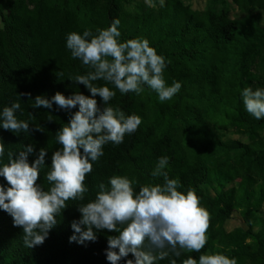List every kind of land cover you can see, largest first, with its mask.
<instances>
[{
    "label": "trees",
    "instance_id": "16d2710c",
    "mask_svg": "<svg viewBox=\"0 0 264 264\" xmlns=\"http://www.w3.org/2000/svg\"><path fill=\"white\" fill-rule=\"evenodd\" d=\"M130 1L0 0V113L18 102L17 119L30 125L29 133L0 127V143L5 148L2 159L7 162L9 151L18 155L31 145L34 151L28 160L32 163L45 148V165L37 181L44 190L50 187L45 176L52 155L62 148L56 133L70 115L55 104L52 109L33 108L35 97L51 99L58 91L66 97L75 92L91 96L83 84L70 80L91 69L72 58L66 47L69 33L91 30L95 34L119 19L120 41L147 39L165 58L166 84L182 85L172 99L161 102L147 85L140 94H121L108 84L116 91L110 104L141 117L137 131L126 134L119 145L104 146V155L92 162L93 170L86 176L84 201L67 202L42 245L25 247L23 228L14 226L13 218L0 209V264H110L108 237L118 232L94 229L95 241L70 242L75 234L72 222L81 218L78 206L93 200L98 185H108L113 175L128 177L137 192L146 184L162 185L164 177L152 175L162 156L169 158L162 171L169 179L179 180L180 191L191 188L196 192L210 222L207 243L200 252L170 254L155 264H171L172 259L182 264L189 256L198 261L207 253L224 254L237 264H264V118L249 114L241 95L248 87L264 89V77L252 72L264 52V0H234L245 11L237 17L230 14L227 0H209L206 8H194L185 0H153L147 10L131 9ZM94 83L105 85L104 81ZM21 93H30L31 99ZM95 99L103 107L102 99ZM71 111H78V106ZM40 125L44 131L35 130ZM233 126L246 131L250 141L222 139L216 132ZM0 185L9 186L4 177ZM236 210L247 229L226 227ZM129 259L135 261L133 254L118 264H127Z\"/></svg>",
    "mask_w": 264,
    "mask_h": 264
},
{
    "label": "clouds",
    "instance_id": "9594fccd",
    "mask_svg": "<svg viewBox=\"0 0 264 264\" xmlns=\"http://www.w3.org/2000/svg\"><path fill=\"white\" fill-rule=\"evenodd\" d=\"M146 3L152 6V0ZM119 24V19H115L110 27L98 28L95 34L91 30L83 34L73 31L66 37L72 58L80 59L91 69L86 75L78 74L70 80L83 84L91 96L75 92L66 97L58 91L51 99L35 97L33 108L52 109L55 104L70 115L69 122L56 133L62 148L52 155L45 176L50 187L44 190L37 183L45 165V148L40 149L32 163L28 160V154L34 151L31 145L18 155L9 151L7 162H3L5 148L0 143V177L9 185L7 188L0 185V209L13 218L14 226L23 228L27 248L44 243L69 200L84 201L88 192L86 176L93 170L92 162L104 155V146L121 144L125 135L135 133L142 122L138 115H127L119 106L110 104L116 91L107 85H113L121 94H140L143 85H147L161 102L172 99L182 86L180 82L166 84L165 58L147 39L121 42ZM96 81H104L105 85L98 86ZM20 95L31 99L30 93ZM241 95L247 112L258 120L264 118V89L248 87ZM97 96L102 99L103 107L95 99ZM77 106L78 111L72 113ZM20 107L18 102L4 107L0 127L14 133H29V123L15 115ZM35 130L44 131V128L40 125ZM168 163L167 156L160 157L152 173L164 177L162 185L146 184L137 192L133 182L121 175L111 176L108 185L100 183L95 198L78 206L81 218L72 222L75 234L70 242L95 241L94 229L118 232V236L108 237L106 258L110 264H118L129 253L135 261L129 259L127 264H155L170 254L180 257L183 252H200L207 243L210 214L193 189L180 191L179 180L169 179L162 171ZM171 264H177L176 260L172 259ZM182 264H237V261L221 253H207L200 255L198 261L189 256Z\"/></svg>",
    "mask_w": 264,
    "mask_h": 264
},
{
    "label": "rangeland",
    "instance_id": "374dc122",
    "mask_svg": "<svg viewBox=\"0 0 264 264\" xmlns=\"http://www.w3.org/2000/svg\"><path fill=\"white\" fill-rule=\"evenodd\" d=\"M187 3H190L194 8H206L209 0H185ZM227 2L230 4V14L232 16H243L245 11L240 9L238 5L234 2V0H227ZM154 1L152 0V6H153ZM131 9H145L147 10L148 8H151L146 3V0H132L128 4ZM262 21L264 22V13L262 14ZM0 23H1V17H0ZM257 62L254 64L253 67V74L257 77H264V52L262 53V56L257 58ZM254 76V77H255ZM264 81V78L263 80ZM217 133L220 134L222 139L228 138V137H235V138H240L242 140H245L246 142L250 141L249 134H247L246 131L240 129L239 127L233 126L229 130H216ZM261 136L264 137V129L261 131ZM264 214V210H263ZM226 227L228 230H232L240 225H243L246 229L248 228L247 224H245L244 218L242 217L241 213L239 210H236L232 213V216L229 217L226 220Z\"/></svg>",
    "mask_w": 264,
    "mask_h": 264
}]
</instances>
